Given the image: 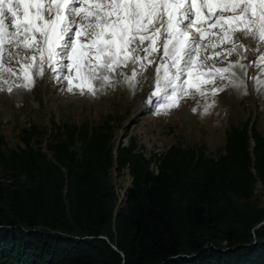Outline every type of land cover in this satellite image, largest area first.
<instances>
[{
    "label": "trees",
    "instance_id": "1",
    "mask_svg": "<svg viewBox=\"0 0 264 264\" xmlns=\"http://www.w3.org/2000/svg\"><path fill=\"white\" fill-rule=\"evenodd\" d=\"M23 107L0 114L17 122ZM54 118L49 133L33 118L14 143L0 130V264H264L256 120L229 127L214 154L178 140L146 158L134 140L114 144L111 116ZM112 169L131 177L123 199Z\"/></svg>",
    "mask_w": 264,
    "mask_h": 264
},
{
    "label": "snow or ice",
    "instance_id": "2",
    "mask_svg": "<svg viewBox=\"0 0 264 264\" xmlns=\"http://www.w3.org/2000/svg\"><path fill=\"white\" fill-rule=\"evenodd\" d=\"M242 39L264 44V0H0V91L31 90L45 70L69 92L74 81L81 94L114 81L134 91L154 66L149 93L162 98L157 114L199 96L204 115L229 86L247 94L233 71L239 66L246 75L247 66L238 60L216 67L200 52L231 44L226 56L239 55L247 51ZM129 65L130 76L121 71ZM251 66L256 91H264V53Z\"/></svg>",
    "mask_w": 264,
    "mask_h": 264
},
{
    "label": "rangeland",
    "instance_id": "3",
    "mask_svg": "<svg viewBox=\"0 0 264 264\" xmlns=\"http://www.w3.org/2000/svg\"><path fill=\"white\" fill-rule=\"evenodd\" d=\"M241 43L247 47V51L239 49L236 53L226 56L224 49L230 48L231 44H224L216 49H202L201 56H208V63L215 59L216 67H226L229 63H240L247 65L248 58L264 53V44L257 45L251 39H242ZM257 49H259L257 51ZM220 52L221 56L216 57L215 53ZM67 71V70H66ZM121 71L129 76L132 66L122 68ZM139 71V70H137ZM233 71L236 77L245 81L247 94H244L243 87L237 89L227 87L214 97V106L207 114L202 115L204 101L201 97H185L179 101L178 107L171 108L167 114H157L154 109H159L162 98L150 97L149 90H154V66H149L147 71L138 77L135 90L132 91L123 82H113L111 86L97 91L94 95L85 90L81 94L73 82L72 92L66 90V81L53 79V74L45 70L42 77H35L34 86L31 90L23 87H14L8 91H0V109L5 105L13 103H24L23 111L17 122H11L10 116L0 114L1 132L10 142L19 139L22 127H28L30 121L40 123L50 132L51 114L55 115L54 120L65 119L73 123L90 121L91 124H100L104 118L112 117L110 125L114 133V144L119 143L126 147L130 140L136 143V151L143 152L146 158L152 154L157 156L163 154L178 140H182L183 145H203L207 154H214L221 150L225 143V132L231 126L239 125L246 118L254 117L256 114V127L264 133V91H256L253 85V93L246 82L248 68L245 70L239 66ZM257 68H253L254 76L257 75ZM264 80V76L260 77ZM213 97L209 95L211 101ZM43 105L41 108L40 105ZM256 105V106H254ZM196 108L194 112L193 109ZM48 137V136H47ZM47 137L42 144L45 150ZM155 170L154 163L151 166ZM254 178L253 193L264 208V190L257 175L252 169ZM111 182L114 184L119 199H123L125 189L131 185V177L127 169L117 172L110 171ZM103 237V236H101ZM105 238V237H104Z\"/></svg>",
    "mask_w": 264,
    "mask_h": 264
},
{
    "label": "water",
    "instance_id": "4",
    "mask_svg": "<svg viewBox=\"0 0 264 264\" xmlns=\"http://www.w3.org/2000/svg\"><path fill=\"white\" fill-rule=\"evenodd\" d=\"M262 224V223H261ZM113 248H115V247H113ZM121 255H122V253H121ZM123 257V256H122Z\"/></svg>",
    "mask_w": 264,
    "mask_h": 264
}]
</instances>
